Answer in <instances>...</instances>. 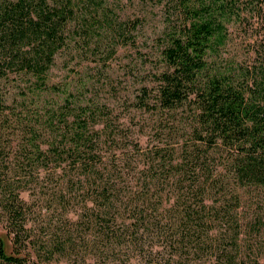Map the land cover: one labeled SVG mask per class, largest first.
<instances>
[{
    "label": "trees",
    "instance_id": "1",
    "mask_svg": "<svg viewBox=\"0 0 264 264\" xmlns=\"http://www.w3.org/2000/svg\"><path fill=\"white\" fill-rule=\"evenodd\" d=\"M72 2L0 1V226L10 243L7 251L0 234V264H37L27 250L28 206L20 195L33 182V171L35 176L43 172L47 178H59L61 199L75 185L82 188L83 207L94 212L89 221L101 224L106 233L94 244L103 256L93 264H245L223 249L211 250L209 231L216 227L218 213L227 214L237 199L220 201L214 193L232 195L234 187L264 186V19L258 18L263 27L249 65L216 63L215 54L226 43L227 22L260 16L263 6L248 5L249 0H175L182 20L165 32L161 64L148 77L154 84H142L134 103L166 114L159 117L162 125L156 132L167 129L173 138L159 136L157 142L142 146L137 139H122L109 108L68 96L51 102L37 99L40 109L32 110L24 98L19 102L23 113H15L14 121L22 133L8 123L15 109L5 102L1 83L12 73L29 77L34 94L57 87L48 81V70L66 43ZM9 127L11 135L21 138L15 160L7 162L11 140L3 129ZM123 174L147 180L143 195L167 185L176 190L170 210L192 246L181 242L162 259L147 258L140 251L135 261L120 256L117 247L124 243L103 221L114 220L121 211L115 181ZM209 197L211 203L206 202ZM71 232L65 229L64 238L70 239ZM57 249L59 245L48 248L49 258Z\"/></svg>",
    "mask_w": 264,
    "mask_h": 264
},
{
    "label": "rangeland",
    "instance_id": "2",
    "mask_svg": "<svg viewBox=\"0 0 264 264\" xmlns=\"http://www.w3.org/2000/svg\"><path fill=\"white\" fill-rule=\"evenodd\" d=\"M55 1L48 0L50 4ZM249 1L253 4L248 5L264 8V0ZM72 7L73 18L65 27L66 43L57 51L48 70V81L58 88L34 94L30 92L29 77L12 73L1 83L5 102L15 109L8 123L22 133L14 121L15 115L24 110V104L19 103L24 98L28 110H32L40 109L35 105L37 99L51 102L58 96H68L109 108L113 124L121 129L124 141L137 139L145 146L157 142L159 136L172 139L167 129L159 134L156 132L162 125L159 117L166 114L136 108L134 103L142 84H154L148 77L161 64L159 50L165 32L182 20L175 0H73ZM259 17L264 19V10L260 16L248 15L242 22L234 19L227 22V40L215 54L216 63L231 62L233 67L236 63L249 65L253 61L255 39L263 27V19L259 21ZM169 119L174 126L181 123ZM11 128L3 129L4 136L9 135L11 140L7 162L15 160L13 154L21 138V134L11 135ZM35 174L33 171V182L20 191L28 206L26 226L30 260L37 264L100 261L102 250L93 248L106 233L100 230L101 224L89 221L88 217L94 219V212L83 207L82 188L75 185L65 191L61 199L59 178H47L43 172L36 175L38 177ZM115 182L118 188L116 203L121 211L114 220L103 222L106 229L111 226L108 232L113 230L122 239L124 246L117 247L120 256L130 255L135 261L140 251L147 258L162 259L170 257L175 248L181 247V242L192 246L170 210L177 195L175 189L167 185L162 191L152 189V193L143 195V184H147V180L139 174L135 177L123 174ZM231 190L235 192L232 195L214 193L220 201L234 200V196L237 199L231 203L227 214L218 213L216 227L209 231L214 242L211 250L221 252L223 249L245 264H264V186L249 185ZM144 197H149L150 201ZM206 202L211 203V197ZM65 229H72L70 239L64 238ZM3 232L0 226V234L9 251V239ZM56 245L59 249L49 258L51 249L48 248Z\"/></svg>",
    "mask_w": 264,
    "mask_h": 264
}]
</instances>
